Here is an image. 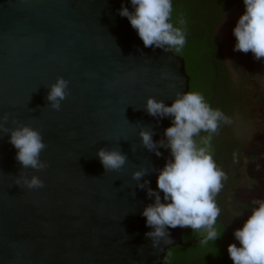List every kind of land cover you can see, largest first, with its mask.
Segmentation results:
<instances>
[{"label":"water","instance_id":"water-1","mask_svg":"<svg viewBox=\"0 0 264 264\" xmlns=\"http://www.w3.org/2000/svg\"><path fill=\"white\" fill-rule=\"evenodd\" d=\"M121 4L132 10L130 0H0V115L9 128L15 120L41 131L48 165L22 169L0 133V264H163L170 248L184 246L177 227L168 229L171 244L153 247L141 215L153 200L136 184L156 190L153 169L170 158L140 143L141 126L157 141L171 124L147 114L146 98L170 105L190 78L182 57L144 47ZM242 13L228 12L215 28L229 66ZM58 76L68 81L59 111L46 100ZM118 147L126 164L105 172L96 151ZM139 169L148 173L137 182ZM21 172L44 187L17 186Z\"/></svg>","mask_w":264,"mask_h":264},{"label":"clouds","instance_id":"clouds-1","mask_svg":"<svg viewBox=\"0 0 264 264\" xmlns=\"http://www.w3.org/2000/svg\"><path fill=\"white\" fill-rule=\"evenodd\" d=\"M130 4L131 11L121 4L118 14L127 18L144 47L159 48L165 52L173 49L180 52L183 49L186 44V21L183 17L179 18V26L171 22L172 0H130ZM243 4L244 12L232 30L236 41L233 50L245 54L251 52L254 60L264 62V0H243ZM47 87V106L59 111L61 101L68 96V81L58 76ZM143 108L152 117L171 120L160 140H153L151 127L141 126L138 132L141 145L157 157L162 155L158 148H166L170 153L162 168L153 169L157 174L156 190L148 187L147 180L136 184V187L145 189L147 196L153 200L141 212L146 226L152 229L145 236L151 239L153 247L158 248L161 242L172 243L168 229L180 227L197 232L203 230L205 235L201 244L214 242L222 234L215 227L220 215L215 197L227 177L213 159L211 141L219 134L221 126L232 124L233 119L222 110L213 108L198 91L176 92L170 105L149 96ZM7 123L8 115H0V133L9 134V143L17 150L15 159L22 169H46L47 162L40 158L47 147L41 131L15 120L12 123L16 127L9 128ZM96 156L105 172H119L127 162V154L119 147L100 148ZM146 173L144 169L135 170L131 177L139 182ZM16 185L40 189L44 187V182L36 175L28 177L21 172L16 178ZM251 203L254 206L250 215L233 232L239 246L236 243L227 246L233 264H264V198H256Z\"/></svg>","mask_w":264,"mask_h":264},{"label":"flooded vegetation","instance_id":"flooded-vegetation-1","mask_svg":"<svg viewBox=\"0 0 264 264\" xmlns=\"http://www.w3.org/2000/svg\"><path fill=\"white\" fill-rule=\"evenodd\" d=\"M216 18L212 27L218 45L223 76H214L212 106L233 119L222 125L211 141L213 159L226 179L215 200L220 208L216 229L220 238L209 241L207 250L193 256L188 264H233L227 253L235 240L233 232L250 215L251 201L264 198V62L254 60L251 52L245 54L230 47L229 65L225 62L224 44L217 40L215 28L228 12H244L243 0H217ZM203 238L193 241L198 244ZM185 245V244H184Z\"/></svg>","mask_w":264,"mask_h":264},{"label":"trees","instance_id":"trees-1","mask_svg":"<svg viewBox=\"0 0 264 264\" xmlns=\"http://www.w3.org/2000/svg\"><path fill=\"white\" fill-rule=\"evenodd\" d=\"M217 0H172L173 12L171 22L178 25L179 18L186 21V44L180 52H172L183 58L185 71L189 76V91H198L209 103L214 97V76H223L219 60L218 45L213 39L212 27L216 18L215 2ZM212 106V104L210 103ZM217 108L216 104L212 106ZM206 135V133H201ZM199 139V138H197ZM203 230L197 232L185 228L182 234L183 247L170 248L163 264H188V261L199 252L207 250V244L196 245L197 238H204Z\"/></svg>","mask_w":264,"mask_h":264}]
</instances>
